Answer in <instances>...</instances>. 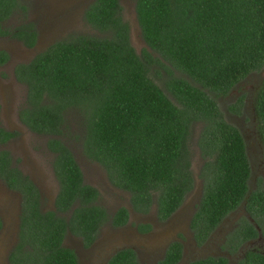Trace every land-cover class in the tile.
I'll list each match as a JSON object with an SVG mask.
<instances>
[{"label": "trees", "instance_id": "16d2710c", "mask_svg": "<svg viewBox=\"0 0 264 264\" xmlns=\"http://www.w3.org/2000/svg\"><path fill=\"white\" fill-rule=\"evenodd\" d=\"M18 4L0 0V36L31 48L37 38L31 21L3 25ZM134 8L146 46L139 53L119 0H93L83 15L99 34L55 41L14 68L16 80L27 88L19 120L48 136L59 187L53 208L42 210L38 187L11 164L9 151L0 149V179L21 197L11 264H78L74 250L63 245L66 233L90 246L108 218L97 204L98 190L84 183L71 150L60 139L70 109L85 117V156L104 168L114 186L130 193L133 210L146 213L154 202L160 221L180 207L194 186L188 142L192 125L201 123L197 144L204 158L199 173L203 189L190 220L194 240L202 244L239 206L250 219L237 221L228 242L236 248L264 234V188L249 189L244 138L217 103L264 68V0H134ZM7 60L0 50V65ZM154 66L165 70L163 87L169 95L153 79L152 70L160 77ZM243 99V94L237 96L229 109L240 113ZM253 112L264 161V77L254 94ZM15 136L0 127V143ZM127 221L125 207L110 217L118 227ZM139 230L147 232L150 225L140 224ZM181 253V243L173 241L159 264H176ZM241 263L264 264V253L248 250ZM106 264L139 262L135 250L126 247ZM188 264L227 260L204 257Z\"/></svg>", "mask_w": 264, "mask_h": 264}, {"label": "rangeland", "instance_id": "374dc122", "mask_svg": "<svg viewBox=\"0 0 264 264\" xmlns=\"http://www.w3.org/2000/svg\"><path fill=\"white\" fill-rule=\"evenodd\" d=\"M92 1L18 0L16 10L3 22L5 27L11 28L21 22L31 21L37 33L36 43L31 48L15 38L0 37V50L8 53L7 62L0 65V127L18 133L11 141L0 145V149H8L13 164L36 184L41 195L42 210L53 208L59 187L52 168L54 154L46 146L48 136L29 130L19 120L18 112L25 104L27 88L16 80L14 68L19 63L30 61L38 52L45 50L55 41L76 34H99L89 26L83 15ZM119 2L124 19L131 25V43L139 53L146 46L136 22L134 0H119ZM21 5L25 7L24 10ZM154 68L158 70L160 77L155 76V71L152 70L153 79L169 95L163 87V79L167 76L165 70L157 66ZM263 77L264 68L247 76L228 95L217 98L219 109L226 121L236 126L244 138L251 168L248 181L250 190L257 187L264 188L263 152L253 112L254 94ZM241 94L244 95L241 112L231 111L229 106ZM84 120V114L80 110H67L63 135L60 139L71 150L82 172L84 183L98 190L97 204L104 208L108 218L98 229L95 240L90 246H84L79 237L66 233L63 245L74 250L78 264H105L113 253L126 247L135 250L139 264H159L163 251L167 249V243L172 240H179L183 247L179 264H186L206 256L225 257L229 264H237V259L244 250L264 253V234L259 239L242 243L236 248L237 250L226 246L237 221L246 215L242 206L228 214L202 244L194 241L190 220L203 189V180L199 173L204 158L197 144L201 123L196 122L192 125L188 142L194 186L186 194L180 207L168 219L160 221L156 217L154 202L146 213L133 210L130 205V193L114 186L109 181L104 168L85 156L82 150ZM17 199L18 193L9 189L0 180V220H3V227L0 229V264H11L9 255L16 244L18 233ZM121 207L128 210V221L123 226H114L110 222V217ZM140 224H149L150 230L147 232L139 230Z\"/></svg>", "mask_w": 264, "mask_h": 264}, {"label": "flooded vegetation", "instance_id": "af4514ba", "mask_svg": "<svg viewBox=\"0 0 264 264\" xmlns=\"http://www.w3.org/2000/svg\"><path fill=\"white\" fill-rule=\"evenodd\" d=\"M1 37V36H0ZM8 54V53H7ZM7 62V61H6ZM5 62V63H6ZM4 64V63H3ZM3 64H1V65H3ZM19 116V115H18ZM21 122V121H20ZM23 124V123H22ZM24 126H26V125H24ZM27 127V126H26ZM6 130V129H5ZM30 130V129H29ZM8 131H11V132H16V136H17V131H15V130H8ZM15 136V137H16ZM15 137H11L10 139H8L5 143H7V142H9V141H11L13 138H15ZM5 143H0V145H4ZM1 149H6V148H1ZM6 150H8V149H6ZM9 151V150H8ZM50 151V150H49ZM9 153H10V151H9ZM10 156H11V153H10ZM11 159H12V157H11ZM11 164L12 165H14L13 164V162H12V160H11ZM15 166V165H14ZM17 167V166H16ZM29 177V176H28ZM30 178V177H29ZM31 179V178H30ZM1 180V179H0ZM32 180V179H31ZM36 185V184H35ZM10 189V188H9ZM14 192H16V193H18V199H17V204H16V207H17V227H18V229H19V215H20V203H21V197H20V194H19V192H17V191H15V190H13ZM40 207H41V204H40ZM233 212V211H232ZM248 219H250L249 218V216H248V214L246 213V215H245ZM1 219V218H0ZM2 221V222H1ZM223 221V220H222ZM235 221V220H234ZM233 221V222H234ZM252 221V220H251ZM233 222H232V224H233ZM3 227V220H0V229ZM231 228V226L228 228V230ZM17 232H18V230H17ZM213 232V231H212ZM212 232L210 233V235L208 236V238L211 236V234H212ZM261 232H259V234H258V237H256L255 239H259L260 237H261ZM17 237H18V233H17ZM207 238V239H208ZM206 239V240H207ZM229 239V238H228ZM205 240V241H206ZM250 240H254V239H250ZM173 241H179V240H172L171 242H168L167 243V247H168V245L170 244V243H172ZM195 241V240H194ZM247 241H249V240H247ZM247 241H245V242H247ZM16 242H17V238H16ZM180 242V241H179ZM196 242V241H195ZM182 245V244H181ZM241 245V244H240ZM239 245V246H240ZM228 248H230V249H236V248H238L239 246H237L236 248H234V246H233V244L230 242H227V245H226ZM166 247V248H167ZM183 248V247H182ZM237 250V249H236ZM235 250V251H236ZM165 251H166V249L163 251V255H162V258L164 257V254H165ZM233 251V250H232ZM260 252H262V251H260ZM232 255V254H231ZM230 255V256H231ZM245 256V250L243 251V253L241 254V256H239L238 257V259H237V264H242L241 263V261H242V259H243V257ZM111 257V256H110ZM109 257V258H110ZM206 257H216V256H206ZM217 257H221V256H217ZM216 257V258H217ZM108 258V259H109ZM181 258H182V253H181V257H180V259L177 261V263L176 264H179V262H180V260H181ZM204 258V257H203ZM223 258H225V257H223ZM226 259V258H225ZM227 260V259H226ZM106 262H107V260H106ZM106 262H105V264H106ZM189 263V262H188ZM188 263H186V264H188ZM227 264H229V262H228V260H227Z\"/></svg>", "mask_w": 264, "mask_h": 264}]
</instances>
